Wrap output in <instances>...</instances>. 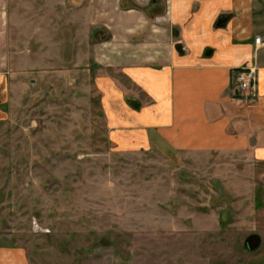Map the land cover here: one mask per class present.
<instances>
[{"label": "rangeland", "instance_id": "obj_1", "mask_svg": "<svg viewBox=\"0 0 264 264\" xmlns=\"http://www.w3.org/2000/svg\"><path fill=\"white\" fill-rule=\"evenodd\" d=\"M41 60L0 121V264H264V162L116 140L87 74Z\"/></svg>", "mask_w": 264, "mask_h": 264}, {"label": "crops", "instance_id": "obj_2", "mask_svg": "<svg viewBox=\"0 0 264 264\" xmlns=\"http://www.w3.org/2000/svg\"><path fill=\"white\" fill-rule=\"evenodd\" d=\"M257 36L264 41V0H0V121L16 102L17 74L40 58L42 77L67 64L87 74L116 140L264 162ZM244 67L257 69L254 101L234 98Z\"/></svg>", "mask_w": 264, "mask_h": 264}, {"label": "built area", "instance_id": "obj_3", "mask_svg": "<svg viewBox=\"0 0 264 264\" xmlns=\"http://www.w3.org/2000/svg\"><path fill=\"white\" fill-rule=\"evenodd\" d=\"M257 46L264 45L260 36L255 38ZM236 87L234 89L235 100L254 101L259 95L258 73L254 67H244L235 72Z\"/></svg>", "mask_w": 264, "mask_h": 264}, {"label": "water", "instance_id": "obj_4", "mask_svg": "<svg viewBox=\"0 0 264 264\" xmlns=\"http://www.w3.org/2000/svg\"><path fill=\"white\" fill-rule=\"evenodd\" d=\"M262 237L258 234L250 235L245 242V249L249 253L257 252L262 246Z\"/></svg>", "mask_w": 264, "mask_h": 264}]
</instances>
